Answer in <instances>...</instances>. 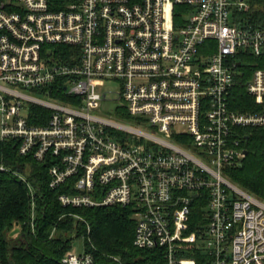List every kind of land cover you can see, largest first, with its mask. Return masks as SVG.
I'll list each match as a JSON object with an SVG mask.
<instances>
[{"label": "built area", "instance_id": "1", "mask_svg": "<svg viewBox=\"0 0 264 264\" xmlns=\"http://www.w3.org/2000/svg\"><path fill=\"white\" fill-rule=\"evenodd\" d=\"M249 9L247 0H0V142L47 164L49 189L75 192L57 196L63 207L129 208L133 246L160 250L164 264H197L195 249L208 264H264V202L227 173L245 157L243 130L264 128V21L237 22ZM56 46L72 47L67 62ZM239 80L245 111L233 99ZM98 83L115 84V98ZM57 84L68 103L42 97ZM36 108L44 124L31 123L43 117ZM196 205L204 213L187 233ZM23 225L12 238L36 234L33 205ZM60 263L93 255L69 250Z\"/></svg>", "mask_w": 264, "mask_h": 264}, {"label": "trees", "instance_id": "2", "mask_svg": "<svg viewBox=\"0 0 264 264\" xmlns=\"http://www.w3.org/2000/svg\"><path fill=\"white\" fill-rule=\"evenodd\" d=\"M51 1L59 4L62 0ZM247 1L250 4L249 12L239 15L240 20L237 22L258 25L264 21V0ZM71 50L72 47L56 46L54 58L67 62ZM258 67L262 65L250 66V70ZM234 96L239 111H245L240 106L251 102V97L245 91V80L237 82ZM42 97L65 100L59 84L47 88ZM35 110L43 117L41 120H32V116H29V120H32V124H44L47 112L42 108ZM243 136L245 139L242 146L247 154L228 177L247 193L264 202V128H246ZM0 165L6 169L0 171V264H61V258L71 249L73 240L78 238L83 239L84 251L93 255V264L165 263L160 250H140L133 246L135 223L129 208L63 207L57 196L64 192H75L66 191V186L49 189L47 164L35 161L30 156H21L12 140L0 142ZM17 173L25 177L26 182ZM31 205L39 224L36 234L11 238L9 234L15 226L20 225L22 231L25 230L23 223L28 219ZM197 207L193 210L191 231L204 213L200 205ZM188 256L194 258L197 264H208L210 261L199 249L193 250Z\"/></svg>", "mask_w": 264, "mask_h": 264}, {"label": "rangeland", "instance_id": "3", "mask_svg": "<svg viewBox=\"0 0 264 264\" xmlns=\"http://www.w3.org/2000/svg\"><path fill=\"white\" fill-rule=\"evenodd\" d=\"M98 87H99V89H98V91L100 92V93H104V92H108L106 95H107V98L106 99H108V100H113L114 98H115V96H114V94H111L110 92H115L116 91V86H115V84H111V83H107V84H104V85H102V84H100V83H98ZM47 100H51V99H47ZM51 101H56V100H51ZM58 102H60V103H68L67 102V98H65V100L64 101H58ZM77 102V101H76ZM104 104V103H103ZM104 107L105 108H107V104H104ZM108 107H110V108H113V105H108ZM108 110V109H107ZM120 111H122L121 109H119V108H117V110H116V114L117 113H119ZM120 115V114H119ZM228 173V175L229 174H231V171H229V172H227ZM197 207V205L196 206H194V208H193V210L195 209ZM198 208V207H197ZM196 208V209H197ZM192 231H191V227L189 228V230L187 231V233H191ZM70 251H72L74 254H82L83 252H84V243H83V239L82 238H78V239H75V240H73V242H72V246H71V249H70Z\"/></svg>", "mask_w": 264, "mask_h": 264}, {"label": "water", "instance_id": "4", "mask_svg": "<svg viewBox=\"0 0 264 264\" xmlns=\"http://www.w3.org/2000/svg\"><path fill=\"white\" fill-rule=\"evenodd\" d=\"M246 154H247V152L244 151V155H246ZM239 166H240V165H239ZM18 232H19V227L16 226V227H14V228L12 229V231H11L10 234H9V236L12 238V237H14Z\"/></svg>", "mask_w": 264, "mask_h": 264}]
</instances>
